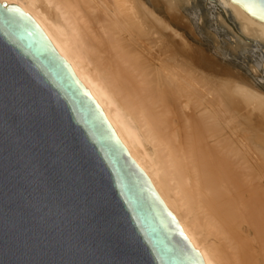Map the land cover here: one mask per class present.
<instances>
[{
	"label": "bare ground",
	"instance_id": "bare-ground-1",
	"mask_svg": "<svg viewBox=\"0 0 264 264\" xmlns=\"http://www.w3.org/2000/svg\"><path fill=\"white\" fill-rule=\"evenodd\" d=\"M191 1L0 3L37 22L104 108L204 264H264V149L236 146L235 137L243 138L232 128L264 126V93L241 74H206L199 61L212 58L184 32L191 26L182 8ZM215 1L234 25L215 13L233 39L229 50L249 41L264 50L263 16L241 0Z\"/></svg>",
	"mask_w": 264,
	"mask_h": 264
},
{
	"label": "water",
	"instance_id": "water-1",
	"mask_svg": "<svg viewBox=\"0 0 264 264\" xmlns=\"http://www.w3.org/2000/svg\"><path fill=\"white\" fill-rule=\"evenodd\" d=\"M241 1L264 17V0ZM0 264H204L104 108L37 22L5 2Z\"/></svg>",
	"mask_w": 264,
	"mask_h": 264
},
{
	"label": "rangeland",
	"instance_id": "rangeland-1",
	"mask_svg": "<svg viewBox=\"0 0 264 264\" xmlns=\"http://www.w3.org/2000/svg\"><path fill=\"white\" fill-rule=\"evenodd\" d=\"M183 14L188 19L191 30L184 29L188 39L212 58V63L205 62L202 58L199 63L206 74L212 79L220 80L228 74H241L253 85L264 93V50L255 41H249V45L240 47L235 52L229 50L232 37L229 31L217 23L215 13L219 12L227 24L234 28L232 22L225 17L222 6L215 0L191 1L183 6ZM213 36L216 39L214 43ZM231 37V38H230ZM250 65L254 66L257 74H253ZM226 73V74H225ZM205 79L202 78L201 83ZM235 134L242 135V142L235 137L236 146H248L254 148L260 146L264 149V126L257 122H245L232 124Z\"/></svg>",
	"mask_w": 264,
	"mask_h": 264
},
{
	"label": "snow or ice",
	"instance_id": "snow-or-ice-1",
	"mask_svg": "<svg viewBox=\"0 0 264 264\" xmlns=\"http://www.w3.org/2000/svg\"><path fill=\"white\" fill-rule=\"evenodd\" d=\"M262 18H264V17H262Z\"/></svg>",
	"mask_w": 264,
	"mask_h": 264
}]
</instances>
